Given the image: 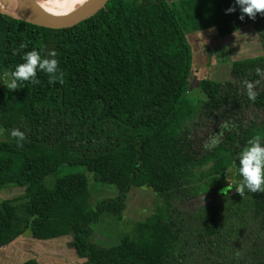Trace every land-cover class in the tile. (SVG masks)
I'll use <instances>...</instances> for the list:
<instances>
[{
  "label": "trees",
  "instance_id": "1",
  "mask_svg": "<svg viewBox=\"0 0 264 264\" xmlns=\"http://www.w3.org/2000/svg\"><path fill=\"white\" fill-rule=\"evenodd\" d=\"M229 7L236 12L225 14ZM181 11L176 16L165 0H107L72 27L48 29L0 9L5 21L1 68L14 71L33 49L45 58L55 50L65 78L63 85L49 84L48 75L37 70L39 84L23 82L18 90L0 91V189H21L0 201V248L28 233L25 247L46 253L48 264H57L55 250L61 248L55 243L65 238L82 264H171L181 234L172 222L156 217L137 223L141 241L108 248L88 242L90 226L108 205L122 207L132 187L181 205L209 190L201 183L205 177L218 179L230 168L242 179L241 150L253 136L264 139V119L256 122V114L264 116V80L255 102L243 84L260 79L255 69H264V15L245 16L241 23L235 0H188ZM243 23L253 29L252 44L230 63L227 79L198 81L204 100L185 108L191 52L184 30L215 27L225 36ZM21 43L27 47L20 49ZM14 49H19L15 55ZM191 118L199 125H224L221 140L201 155L191 149ZM13 129L24 132L22 147ZM61 165L83 167L94 182L113 186L116 197L100 202L91 214L83 176L43 185ZM237 197L264 227V193L246 189ZM44 258L23 257L18 264H45ZM253 260L264 264V237Z\"/></svg>",
  "mask_w": 264,
  "mask_h": 264
},
{
  "label": "rangeland",
  "instance_id": "2",
  "mask_svg": "<svg viewBox=\"0 0 264 264\" xmlns=\"http://www.w3.org/2000/svg\"><path fill=\"white\" fill-rule=\"evenodd\" d=\"M11 2L12 0L8 3L0 0V9L8 15L15 16V8ZM189 49L191 52L190 46ZM1 70L3 69L0 68V72ZM214 77L213 80L227 79L224 73L218 79L216 75ZM2 86L4 87V84ZM201 100H204L203 93L188 77V90L183 106L188 108ZM256 116V122L260 124L264 116L261 114ZM192 123L193 126L189 128L191 131L189 140L191 149L197 155L203 154L221 140L224 125H212L210 122L207 123L208 126L203 125L202 122L199 125V121L196 120ZM1 135L0 131V137ZM261 143L264 144V139ZM209 165L202 168L203 173ZM78 175L84 177L89 192L91 214L95 212L100 202L116 197L117 193L113 186L94 182L91 174L81 166L61 165L43 179V185L51 187L60 179L67 180ZM240 180L234 178L230 168L226 169L218 179L205 177L201 179V183L206 184L209 190L201 192L181 205L173 201H164L147 188L132 187L125 194L122 207L108 205L107 209L96 218L90 226L88 242L98 248L112 247L124 240L139 242L142 233L136 230L135 224L158 217L166 223L172 222L181 232L178 247L171 256V264H254L253 256L254 254L258 256L260 252L264 227L247 215L245 207L239 201L235 188ZM217 187L221 189L230 187V189L226 194H221L213 191ZM4 189L10 191L9 194H4L7 198L21 194L19 188L4 186ZM213 228L216 232L209 233ZM29 242L31 243V240ZM67 242L69 239L65 238L55 243V246L61 248L55 250L57 264H82L85 260L74 257L67 247ZM45 255L46 253L35 249L30 258L42 260ZM43 260L45 264L51 263L46 257Z\"/></svg>",
  "mask_w": 264,
  "mask_h": 264
},
{
  "label": "clouds",
  "instance_id": "3",
  "mask_svg": "<svg viewBox=\"0 0 264 264\" xmlns=\"http://www.w3.org/2000/svg\"><path fill=\"white\" fill-rule=\"evenodd\" d=\"M83 2V0H77ZM235 4L239 6V19L244 20L247 16L251 20H255L257 14L264 15V0H235ZM236 12V7L225 9V14ZM25 43L20 44V49L26 48ZM19 49H14L13 54H17ZM58 53L55 50H48L46 58L42 57L40 52L33 49L24 54V62L17 65L14 71L6 72L3 78L4 86L9 90H18L22 87L23 82H30L33 85L39 84L37 79V70L46 73L49 77L48 83L53 84L59 82L61 85L65 83L64 73L59 69V61L55 58ZM255 74L260 79L252 82L245 80L247 96L250 101L255 102L257 98L256 87L260 85L261 80H264V69L257 67ZM11 135L17 139V144L22 147L21 143L26 139L24 132L19 129H13ZM238 172L242 178L237 187L236 192L243 197L247 189L251 193H264V144L261 143L259 135L253 136L247 141L239 156ZM228 189H222L221 194H226Z\"/></svg>",
  "mask_w": 264,
  "mask_h": 264
},
{
  "label": "crops",
  "instance_id": "4",
  "mask_svg": "<svg viewBox=\"0 0 264 264\" xmlns=\"http://www.w3.org/2000/svg\"><path fill=\"white\" fill-rule=\"evenodd\" d=\"M176 16L182 15L181 4L188 0H165ZM180 11V12H179ZM244 21H241V23ZM5 21L0 16V68L1 55L3 47ZM186 42L191 48V69L189 78L194 86H197L201 79H218L223 73L228 77L230 63L241 56L243 48L250 46L253 42V29L250 24L243 23L234 32L229 35L219 36L215 27L193 29L188 26L184 30ZM4 71V72H3ZM1 72L3 74H1ZM0 78L4 77L5 70H1ZM4 82L0 80V91L6 86H2ZM190 85V84H189ZM2 87V88H1ZM1 140V137H0ZM7 189V188H5ZM0 189V201L4 198V194L10 191ZM6 192H5V191ZM28 233L21 235V240L16 243L0 248V264H18L23 257L30 258L34 251L32 248H26Z\"/></svg>",
  "mask_w": 264,
  "mask_h": 264
},
{
  "label": "water",
  "instance_id": "5",
  "mask_svg": "<svg viewBox=\"0 0 264 264\" xmlns=\"http://www.w3.org/2000/svg\"><path fill=\"white\" fill-rule=\"evenodd\" d=\"M10 1V0H9ZM107 0H88V2L75 12L61 18L50 17L41 12L37 0H12L16 15L15 19L31 25L48 29H63L72 27L99 11Z\"/></svg>",
  "mask_w": 264,
  "mask_h": 264
},
{
  "label": "bare ground",
  "instance_id": "6",
  "mask_svg": "<svg viewBox=\"0 0 264 264\" xmlns=\"http://www.w3.org/2000/svg\"><path fill=\"white\" fill-rule=\"evenodd\" d=\"M87 2L88 0H83L82 3L77 0H37V6L44 14L61 18L75 12Z\"/></svg>",
  "mask_w": 264,
  "mask_h": 264
}]
</instances>
